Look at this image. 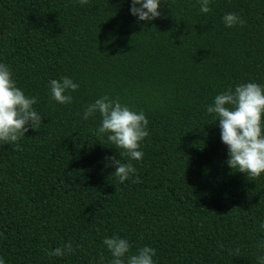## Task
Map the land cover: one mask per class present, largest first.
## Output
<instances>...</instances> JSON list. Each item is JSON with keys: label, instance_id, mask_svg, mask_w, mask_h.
Segmentation results:
<instances>
[{"label": "trees", "instance_id": "trees-1", "mask_svg": "<svg viewBox=\"0 0 264 264\" xmlns=\"http://www.w3.org/2000/svg\"><path fill=\"white\" fill-rule=\"evenodd\" d=\"M130 0H0V61L37 97L38 130L0 144V257L6 264H110L102 244L147 245L155 264H256L264 237V175L226 163L215 95L248 81L264 85V0H164L139 22ZM234 12L245 23L225 27ZM79 84L70 104L52 101L50 79ZM107 95L149 120L142 160L95 135ZM132 163L124 183L106 160ZM139 181H136V177ZM65 244L72 252L48 253ZM238 249V251H237Z\"/></svg>", "mask_w": 264, "mask_h": 264}, {"label": "clouds", "instance_id": "clouds-1", "mask_svg": "<svg viewBox=\"0 0 264 264\" xmlns=\"http://www.w3.org/2000/svg\"><path fill=\"white\" fill-rule=\"evenodd\" d=\"M164 0H130V14L139 22H151L160 17V6ZM81 5L87 0H78ZM201 13L210 12L212 0H197ZM227 28L236 25L243 26L245 21L234 12H228L222 17ZM50 99L64 105L72 102V95L79 84L68 76L59 80L50 79L47 84ZM37 97L28 96L17 86L9 65L0 61V144H14L25 136L29 128L38 130L42 124L41 113L34 105ZM206 113L213 121H218L220 140L227 148V166L234 172L243 173L246 177L259 178L264 175V85L248 81L239 83L213 98L207 105ZM99 114L100 123L95 135L105 139L119 155L131 160H142L141 142L149 135V120L145 113L131 109L118 100L107 95L88 103L81 118L88 120ZM108 164L114 167L111 174L124 183L135 176L136 169L132 163H121L115 157L106 158ZM139 181V177H136ZM258 231L264 234V220L258 225ZM103 246L110 253V264H155L156 250L150 246L137 249L130 253V243L127 238L117 235L105 237ZM256 264H264V237L257 242ZM238 251V249H237ZM72 252V245L65 244L49 251V256L63 257ZM0 264H6L0 257Z\"/></svg>", "mask_w": 264, "mask_h": 264}]
</instances>
